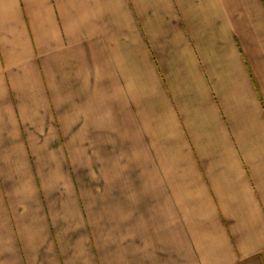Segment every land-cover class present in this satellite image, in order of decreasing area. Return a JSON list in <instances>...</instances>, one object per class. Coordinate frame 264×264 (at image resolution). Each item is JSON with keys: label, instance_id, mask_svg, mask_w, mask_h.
<instances>
[{"label": "crops", "instance_id": "crops-1", "mask_svg": "<svg viewBox=\"0 0 264 264\" xmlns=\"http://www.w3.org/2000/svg\"><path fill=\"white\" fill-rule=\"evenodd\" d=\"M0 264H264V0H0Z\"/></svg>", "mask_w": 264, "mask_h": 264}]
</instances>
